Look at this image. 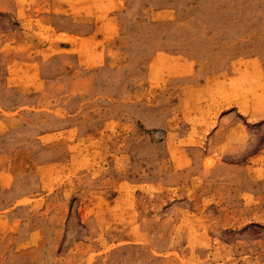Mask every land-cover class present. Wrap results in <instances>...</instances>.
Listing matches in <instances>:
<instances>
[{"label": "rangeland", "instance_id": "obj_1", "mask_svg": "<svg viewBox=\"0 0 264 264\" xmlns=\"http://www.w3.org/2000/svg\"><path fill=\"white\" fill-rule=\"evenodd\" d=\"M0 264H264V0H0Z\"/></svg>", "mask_w": 264, "mask_h": 264}]
</instances>
